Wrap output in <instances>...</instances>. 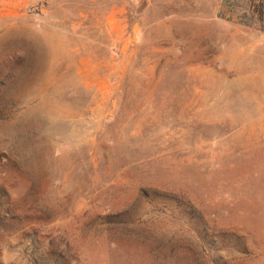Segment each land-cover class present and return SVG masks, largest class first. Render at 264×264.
Masks as SVG:
<instances>
[{
    "label": "rangeland",
    "instance_id": "1",
    "mask_svg": "<svg viewBox=\"0 0 264 264\" xmlns=\"http://www.w3.org/2000/svg\"><path fill=\"white\" fill-rule=\"evenodd\" d=\"M232 0H0V264H264V28Z\"/></svg>",
    "mask_w": 264,
    "mask_h": 264
},
{
    "label": "trees",
    "instance_id": "2",
    "mask_svg": "<svg viewBox=\"0 0 264 264\" xmlns=\"http://www.w3.org/2000/svg\"><path fill=\"white\" fill-rule=\"evenodd\" d=\"M229 1V0H228ZM232 5L245 8L247 13L242 14L246 25H251L256 20L264 28V0H232Z\"/></svg>",
    "mask_w": 264,
    "mask_h": 264
}]
</instances>
